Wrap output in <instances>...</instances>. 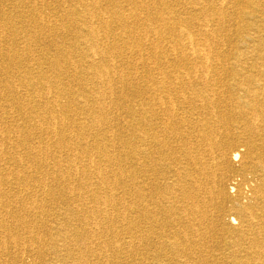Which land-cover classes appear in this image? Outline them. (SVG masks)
I'll use <instances>...</instances> for the list:
<instances>
[{
  "label": "bare ground",
  "instance_id": "6f19581e",
  "mask_svg": "<svg viewBox=\"0 0 264 264\" xmlns=\"http://www.w3.org/2000/svg\"><path fill=\"white\" fill-rule=\"evenodd\" d=\"M7 254L264 264V0H0Z\"/></svg>",
  "mask_w": 264,
  "mask_h": 264
},
{
  "label": "rangeland",
  "instance_id": "374dc122",
  "mask_svg": "<svg viewBox=\"0 0 264 264\" xmlns=\"http://www.w3.org/2000/svg\"><path fill=\"white\" fill-rule=\"evenodd\" d=\"M230 46H232L231 44H229ZM228 45V46H229ZM242 140V138L241 137H238V138H236V142L238 143V144H241V141ZM241 148H243V147H241ZM248 172H251L250 170H248V171H244V170H242L241 169V160H239V161H237V162H235L232 166H231V168H229V170H228V172H227V180H225L224 182H223V187L226 189H229V191H232L231 190V187L233 186L235 189H238L237 188V185L239 184V182H241V179H243V178H252L251 177V175L253 174H251V173H248ZM243 175H246V176H243ZM21 188V189H20ZM17 189V191H21L22 190V186H19V187H17L16 188ZM24 191H22V193H23ZM233 194H235V191H234V193ZM29 202H31V199H29ZM226 209H227V211L224 213L225 215L227 214V212H228V210H229V206L227 205L226 206ZM214 212V211H213ZM220 229L219 228H216V229H214L213 230V238L217 241V243H219V241L221 242L223 239H225L226 237H227V233H225V232H222L221 230V232L219 231ZM216 233V234H215ZM217 235V236H216ZM220 238V239H219ZM78 245L79 246H83V244L80 242H78ZM218 245V246H217ZM214 247H215V251L216 252H218V254H221V253H224L225 255L226 254H228L230 251H233V248H231L230 246L228 247V245H223L222 243H219V244H214L213 245ZM214 249V248H213ZM30 257H28V256H26L25 257V263L24 264H30ZM6 261H7V264H12L13 262H14V260H15V258H14V256L13 255H11V254H7L6 255V259H5Z\"/></svg>",
  "mask_w": 264,
  "mask_h": 264
}]
</instances>
